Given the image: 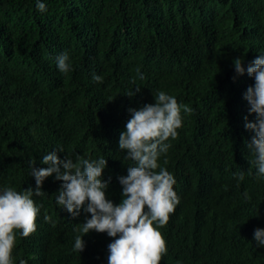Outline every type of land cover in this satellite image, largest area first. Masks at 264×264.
<instances>
[{
  "label": "trees",
  "instance_id": "trees-1",
  "mask_svg": "<svg viewBox=\"0 0 264 264\" xmlns=\"http://www.w3.org/2000/svg\"><path fill=\"white\" fill-rule=\"evenodd\" d=\"M39 2L44 12L37 0H0V190L35 189L31 164L48 167L42 157L56 151L61 160L106 158V198L119 204L118 178L136 163L118 144L129 110L154 104L164 91L192 112H181L178 136L166 141L171 146L158 160L178 182L180 198L169 225L159 229L167 246L160 264H264V246L254 239L264 229V203L251 208V195L262 200L264 176L238 137L248 134L249 144L255 135L245 128L256 117L244 95L255 82L246 69L264 55V0ZM65 52L71 71L61 73L56 58ZM237 58L243 75L235 72ZM232 144L247 155L240 159ZM61 185L53 174L42 183L45 194L33 196L36 231L27 238L17 232L14 264H108L114 238L106 232L90 231L83 251H74L90 214L82 208L73 217L58 205Z\"/></svg>",
  "mask_w": 264,
  "mask_h": 264
},
{
  "label": "clouds",
  "instance_id": "clouds-1",
  "mask_svg": "<svg viewBox=\"0 0 264 264\" xmlns=\"http://www.w3.org/2000/svg\"><path fill=\"white\" fill-rule=\"evenodd\" d=\"M36 7L41 12L46 10V5L39 0ZM56 63L61 73L71 71L66 52L56 58ZM233 64L235 72L243 75L245 68L242 58L235 59ZM246 71L255 82L247 88L244 99L250 105L249 113H254L256 120L254 123L247 122L245 128L252 130L255 135L249 144L248 134L242 133L238 137L239 141L243 140L253 150L251 156L255 158L253 163L257 169L256 174L264 176V55L254 59ZM92 78L98 83L103 81L100 75L93 74ZM140 78L143 79L142 74ZM136 91H139V87ZM86 101L91 103L87 98ZM154 101V104L144 105L139 110L130 109L131 117L119 136V149L126 152V159L136 162L135 166L127 167L126 176L118 178L122 186L119 204H113L106 198L108 182L102 180V173L107 165L106 158L92 159L77 154L75 159L65 156L61 160L56 151H50L42 157L41 163L48 167L37 169L33 166L35 163L31 164L35 189L17 191L5 186L0 190V264H14L12 253L17 242V232L21 237L27 238L36 231L39 207L33 196L45 194L41 190L42 183L53 174L56 180L62 182L56 203L73 217L78 216L82 208L90 214V218H86L79 228L82 235L76 236L74 251H83L82 237L94 230L98 233L106 232L109 237L114 238L108 245V264H160L167 246L159 229L169 225L180 198L174 191V185L178 182L158 160L171 146L166 141L178 136L177 129L182 127L181 112L191 114L192 109L188 105L179 104L174 96L164 91H158ZM231 147L235 148L234 153L240 159L247 155L244 147L241 146L240 150L234 144ZM228 171L234 174L230 166ZM243 179L244 173L240 172L238 180ZM244 196L245 199H250L247 192ZM251 201L254 211L255 206L264 203V195L262 200L251 195ZM249 215L250 213L246 217ZM50 219L49 216H44L45 222ZM41 225L47 228L43 223ZM179 231L182 233L181 240L186 239L184 234L187 231ZM200 237L202 235L199 232V239L203 244ZM254 239L258 246H264V229H256ZM36 241L47 247L43 239ZM210 244L203 245V252ZM201 247L198 246L199 250ZM19 264H26V261L21 259Z\"/></svg>",
  "mask_w": 264,
  "mask_h": 264
}]
</instances>
